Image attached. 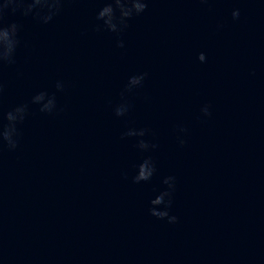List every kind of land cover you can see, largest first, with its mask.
I'll return each instance as SVG.
<instances>
[{
  "label": "water",
  "instance_id": "95a60500",
  "mask_svg": "<svg viewBox=\"0 0 264 264\" xmlns=\"http://www.w3.org/2000/svg\"><path fill=\"white\" fill-rule=\"evenodd\" d=\"M106 2L6 10L0 133L27 114L15 149L0 136V264H264V0H148L119 33L97 30ZM164 191L176 223L150 213Z\"/></svg>",
  "mask_w": 264,
  "mask_h": 264
},
{
  "label": "clouds",
  "instance_id": "9594fccd",
  "mask_svg": "<svg viewBox=\"0 0 264 264\" xmlns=\"http://www.w3.org/2000/svg\"><path fill=\"white\" fill-rule=\"evenodd\" d=\"M65 0H3V3L0 4V63H14L13 55L19 44V40L17 38L19 25L17 23H10L5 26L4 17L6 14V10L11 9L13 13L16 11L23 9V14L27 16L29 13L33 11L34 8L38 9H46V14L42 17L40 16V12L37 11L36 16L43 20L44 23H48L54 15H56L60 10ZM115 5V7L113 6ZM148 0H107L105 5L99 10L97 14V20L103 21L102 25H97V30H101V28H106L107 30L119 33L123 31V29L128 27V19H130L133 15H138L144 12L147 9ZM117 11L119 15L117 16ZM240 16L239 10H234L232 12L233 19H238ZM119 47H123V42H118ZM198 59L201 62H204L206 57L203 53L199 54ZM147 73H143L140 75H136L130 78L128 90H131L133 86L140 85L144 80ZM57 89L62 90L63 85L58 83ZM0 91H2V86H0ZM123 95V94H122ZM47 93L41 92L33 97V103H41L46 99ZM55 108V97H50L47 99L45 103L42 104L41 111L42 112H51ZM209 106H205L202 109V112L205 115H210L208 111ZM116 115L123 116L127 111V106L125 104H121L116 108ZM27 114V105H20L9 111L6 114V119L9 122L8 125L4 127L0 136H2L3 140L7 142L9 148L15 149L17 147V141L13 139L14 135L17 134L16 124L18 122H22ZM146 130H140L139 132L129 131L126 133L128 136H144ZM181 144L184 143L183 140L180 141ZM138 147L147 150L149 148V144L144 140H140ZM151 147H155L152 145ZM155 172V166L151 158H146L139 166L137 175L133 178L135 183H139L141 181H148ZM174 178L169 177L165 179V183L169 184L170 189H174V185L170 184L169 181ZM171 193L169 191L161 192L155 199L151 201L153 206L165 205V210L157 211L156 207L150 209L151 215L163 219L168 217L170 223H176L177 217L169 216L167 208L171 204V200L169 199L167 202L165 201V197H170Z\"/></svg>",
  "mask_w": 264,
  "mask_h": 264
}]
</instances>
